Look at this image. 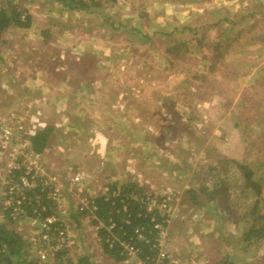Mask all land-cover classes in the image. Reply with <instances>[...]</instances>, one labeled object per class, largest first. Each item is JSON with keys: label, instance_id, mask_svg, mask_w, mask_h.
I'll use <instances>...</instances> for the list:
<instances>
[{"label": "rangeland", "instance_id": "rangeland-1", "mask_svg": "<svg viewBox=\"0 0 264 264\" xmlns=\"http://www.w3.org/2000/svg\"><path fill=\"white\" fill-rule=\"evenodd\" d=\"M34 1L29 7L30 12L38 14L37 17L41 16L38 10L42 8H37L38 3L51 7V0H36L37 4ZM134 1L137 3V0ZM0 3L6 4V0H0ZM98 3L100 6L95 9L104 11V15L109 14V19L102 14L84 12H72L75 16L68 17L69 15L60 11V15L63 13L66 16L54 18V25L59 27L72 24L75 27H92L93 31H99L93 40L87 35L89 40L80 42L82 39L78 38L71 41L69 45L73 50H70L72 56L65 51L61 53L70 58L79 56L83 53L81 48L93 44V41L94 44L102 41L103 25H106V29L109 27L110 32H105L104 37L110 46L112 64L109 66L110 79L101 91L105 89L107 97L115 102L120 91H126L130 99L126 102H116L118 105L126 104L127 114H111L106 121H109L111 128L126 122L127 128L126 131L115 130L112 140L109 139L110 144L106 146L105 161L98 157L102 147H95L93 141H88L89 137L84 142L78 135H71L74 132L72 125L69 126V121L59 116L60 124L52 132L49 148L43 154L47 165L51 168L74 166L85 174L88 171L93 172L97 167L106 168L109 174L113 175V172L120 170L118 164L120 167L124 164L120 160L121 157L139 156L134 165L143 172L139 173L143 185L157 192L174 191L178 199L177 204L173 206L176 218L172 220L166 238V250L170 255L159 264H219L225 259H230L234 264H264V237L252 242L249 248L245 246L230 256L231 251L238 249L236 236L238 231L240 236L248 227L249 213L256 203L259 213L264 215V126L248 127L247 124L243 126L244 129L238 130L233 139L238 141V138L243 137V145L233 147L232 141L228 140L223 146L214 147L217 153L208 150L202 152L203 137L210 134L209 138L216 141V135H221V131L215 134L205 123H212L215 119H218V122L232 120L229 111L239 109L238 104L234 103L238 92H241L243 98L244 93L251 94L258 90L259 96L252 99L255 100L253 104L264 106V0L211 2L205 7L207 16L210 12L207 18L184 25L182 30L176 28L175 33L170 35L157 32L159 28L156 27L157 21H154V18H136L137 24L146 27L145 31H141L144 34L141 36L144 40L145 37L148 38L149 42L144 45L136 42V33H130L129 29L127 32H121L123 29L119 23L126 19V10L118 0L107 2V7L100 0ZM52 6L56 5L53 3ZM133 8L137 10L136 16L146 12L144 7L139 8L138 5ZM20 9L25 11L24 4L20 3ZM152 27L154 31L150 32ZM99 50L100 56H103V50ZM18 56L19 53L0 50V68L5 69L0 71V77L10 79L7 70H11L17 81L16 95L21 89L20 77L24 74H18L22 71L21 66H24ZM9 58L17 64L10 62ZM10 63L12 64L9 65ZM255 64L261 65L257 67ZM18 66L20 68H17ZM255 68L257 70L253 73ZM7 86L5 80L0 81V100L9 103L5 108L1 107L3 110L0 112L18 108L12 105L16 98L15 92L11 89L9 94ZM152 94L154 98H151ZM26 100L34 106L35 102L39 101L31 95ZM15 104L19 106V102ZM172 105L179 108L176 113L169 109ZM232 105L234 106L231 107ZM220 109H223V115L219 113ZM192 115L191 120H183ZM50 116L55 119L52 114ZM53 119H48L49 122L45 121V124L54 126L51 123ZM101 120L103 118L99 119ZM170 121H176L179 125L171 127ZM87 123L88 121L84 122V129L88 132ZM184 134L191 135V145ZM78 141L83 145L78 147ZM233 153L236 154L233 156L237 160L251 166L252 181L257 182L259 192L257 188L247 187L242 178L243 171L241 172L234 163L227 162L229 159H235L231 156ZM202 154L211 160L204 164ZM74 156L86 160L79 162ZM96 156L98 160L94 161ZM110 156H118L119 161ZM125 179L127 181L124 183L117 184L119 195L120 191L122 192V184H141L136 175L127 176ZM221 180L225 181L224 188L227 190L219 193L217 201H213L214 204L206 202L209 191L213 190L214 185L220 186ZM94 181L95 179L93 184H96L97 181ZM242 187L249 190L244 191ZM65 194L66 203H74L70 195ZM196 199L205 204L198 205L194 202ZM220 203H225L229 207L228 210L219 208V215L210 211ZM75 221L70 219L68 226L70 231L76 234L77 241L59 256L62 264L77 261L82 255H87L93 264H122L105 252L102 244L95 241L94 231L90 229L91 225H87V219L79 220V225ZM28 228L25 227V230ZM243 246L244 244H240V248ZM179 249L185 252L183 258L179 255ZM56 261L57 259H52L47 263L54 264Z\"/></svg>", "mask_w": 264, "mask_h": 264}, {"label": "crops", "instance_id": "crops-1", "mask_svg": "<svg viewBox=\"0 0 264 264\" xmlns=\"http://www.w3.org/2000/svg\"><path fill=\"white\" fill-rule=\"evenodd\" d=\"M100 1L107 7V2L111 0ZM216 1L217 0H137L136 3L134 0H118V2L121 3L126 10V14L124 15L126 19H122L121 23L129 25L133 24L140 30L145 31L146 27H143L142 24H137L135 20L136 18H140L143 16L152 17L154 18V21H157L156 27L159 28V31H157L158 33H162L163 31L171 34L175 33L176 28L182 30V28H185L184 25H191L193 24V21L195 22L200 19L207 18L210 12L207 16L205 7H207V5L211 2ZM235 1L238 0H231V2ZM34 2H36V0ZM45 2H49V0H45ZM52 4L53 0H51V7L49 6L50 8H48L47 6L38 3L37 8H40V6L42 7L40 8V10H38V12L40 11L41 16L37 17L38 14L31 11V26L28 28H19L14 26L11 27L3 37L4 39L0 42V50L19 53L18 57L19 59H21L22 65H24L21 66L22 71L18 72V74L24 72L23 76L20 77L22 84L19 94L16 95V89H18V87H16L15 84L17 83V81L14 79L13 74H11V70H7L9 71L8 78L10 79H4L5 76H3L0 77V81L5 80V82L8 84L7 88L9 90V94L11 89L14 90V95H16V98H14V104L12 105L18 107L17 109L23 112L28 119L36 116L39 122L43 121L42 123H44L45 121L47 122L48 119H53L50 116L52 114L55 119H53L54 121L51 123L54 124L55 128H58V125L60 124L58 123L59 116L63 120H68L69 126L72 125L71 129L72 131H74L73 133H71V135H78V137L84 139V142L89 137L88 141H93L92 144H95V147H102L99 150L100 155L98 157L105 160L107 158V156L105 155V152L107 150L106 146L110 144L115 130L119 129L126 131L127 128V126H125L127 123L124 121V126L121 125L123 126V129H121L120 125L111 128L110 123H108L109 121L106 120H109L111 114H127L126 104L120 105V103L124 100L126 102L128 99H130L129 97H127L128 94L126 91H120L119 98L116 99V102H120L118 105L114 100H111L107 97L105 89L101 91L103 86H106L107 80L110 79L109 71L111 69L109 68V66L112 64L110 46L107 44L108 42H106L104 37L105 32H110L108 30L109 27H107L106 29V25H103V40L96 43L99 46H96V44H94L95 41H93V44L82 47L81 50H83V53H81L77 57L74 56L70 58L69 56H66L64 54L62 55L61 53L65 51L68 52L70 56H72L70 50H73L69 45L71 41L81 38L82 40L80 42H83L85 39L89 40L88 37H90V39L92 38L93 40L98 35L99 31H93L92 27H75L72 24L65 26L61 25L59 27L57 25H54V22H56L54 18L56 19L59 16L66 15H69L68 17H74L75 14L72 12L63 11V13H65L66 15L63 13L62 15H60V11L58 10V8H56V6H52ZM135 5H138L139 8L144 7L146 12L144 14L140 13L138 14V16H136L137 10L133 8L135 7ZM103 12L101 11V13H94L98 15L102 14L104 17L106 16L109 19L110 15L107 13H105L104 15ZM171 18L176 20H173ZM198 25H200V22L198 23ZM87 28H89V32ZM149 31L153 32L154 28L152 27L151 29H149ZM87 35L90 36L87 37ZM97 49L103 50V56H100V50L97 51ZM32 60L33 63H31ZM9 61L12 62L15 60H11L9 58ZM12 63H10L9 65H11ZM260 65L261 64H255V66L257 67ZM17 68H20V66H18ZM4 70L5 69H3V67L0 68V71ZM256 70L257 68L254 69L253 73H255ZM235 76L237 75L235 74ZM0 91L2 90L0 89ZM259 93L260 92L258 90H254V92L251 94L244 93L243 98H241V92H238L237 95H235L236 101L234 103L238 104L239 109H232L229 111V114L232 115V120H219L218 122V119H215L212 121V123H205L206 126H209V128H212L214 130L215 134L221 131V135H216V141L212 140V138H209L210 134H207L205 137H203L202 145L204 150L202 152L208 150L217 153L216 150L214 151V147L217 148L218 146H223L228 140L232 141L231 146L233 147H236L237 145H243V137L238 138V141L237 139H233L234 137H236V132L238 130L244 129L243 126L247 124L248 127H251L253 125L264 126V106H255L253 104V101L255 100H252L256 96H259ZM29 95L35 97V99H39V101L35 102V106L28 104L26 99ZM151 98H154L153 94L151 95ZM16 100H18L19 106L15 104L18 103ZM5 103L0 100V108H5V105L9 104L6 101ZM233 106L234 105H232L231 107ZM140 108L141 106L139 107V109ZM169 109L172 112L176 113L179 108H176L172 105V107H169ZM184 109L186 108L184 107ZM0 110L3 109L1 108ZM189 111L191 112V110ZM185 112L186 110L184 111V113ZM216 112L218 113V111ZM219 113L223 115V109H220ZM101 118H103V120L99 121V119ZM192 118L193 115L187 118H183V120H191ZM85 121H88V132L84 129ZM169 124L171 127H176L177 125H179V123H176V121H170ZM223 130H225L224 133ZM184 135L185 139H187L188 144L191 145L193 143L191 135ZM82 145L83 143H80L78 141L77 146L80 147ZM208 151L206 153H208ZM233 155L236 154L233 153L231 156ZM201 156L205 160L204 164H206L207 161L209 162L211 160L207 158V156H203V154ZM98 157L96 156L94 161L98 160ZM111 157L113 156H110V158ZM113 158L119 161L118 156ZM138 158L139 156H130L126 158L121 157L120 160H122L124 164L121 165V167L118 164L120 170L113 172V175H110L109 171L106 168L103 169L99 167H97L93 172L89 173L88 171L87 173L95 177L94 179L98 183L107 182L108 184H111L117 182L114 183L117 185L127 181L125 177H134L136 175L139 178V183L144 184V182H142L141 180L142 176L139 174L142 172V170H139L137 165H134L137 162ZM233 158H235V156H233ZM84 160L86 159L83 157H77V161L79 162H83ZM194 160L190 161L194 162ZM235 160L237 159H229L228 161ZM140 162L142 161L140 160ZM244 188L245 187H242L244 191L249 190V188ZM212 203L214 204V202ZM70 210L72 212V221L77 220L75 222L78 225L80 224L79 220L81 219H87V225L92 223V220L90 218L81 214L74 213L73 207H70ZM236 231L237 230H235L234 233H236ZM239 232L240 231H238V235L236 236L238 241V249L235 251H231L230 256H233L235 253L239 252V249L242 250L245 246L249 248V245L245 244L240 248L239 238L243 234V232L240 236ZM95 241L98 242L96 239ZM235 248L236 244L234 249ZM179 255L183 258L185 256V252L179 249ZM247 256L249 257V255ZM242 264L247 263L243 262Z\"/></svg>", "mask_w": 264, "mask_h": 264}, {"label": "built area", "instance_id": "built-area-1", "mask_svg": "<svg viewBox=\"0 0 264 264\" xmlns=\"http://www.w3.org/2000/svg\"><path fill=\"white\" fill-rule=\"evenodd\" d=\"M26 16L27 12H23L22 20ZM33 117L28 119L18 109L0 112V226L20 234L31 243L29 251L40 262H48L77 241L68 226L70 214L65 194L68 193L74 201L75 212L92 220L89 226L99 243L106 242L109 247L115 243L121 245L122 264H159L167 260L170 255L166 250L167 232L176 218L175 192H157L145 186L140 200L161 218H152L157 254L151 261L143 260L139 247L117 234L112 217L105 221L97 215L96 199L109 200L112 196L118 197L119 192L111 190L107 182L93 184L92 175L81 169L47 165L44 153H36L29 140L35 129L47 125ZM122 211H127L126 205L122 206ZM125 221L129 219L126 217ZM25 227H29L28 230ZM102 232H106L104 238ZM138 237L149 242L142 234ZM7 252V245L0 247V254ZM69 264H77V261Z\"/></svg>", "mask_w": 264, "mask_h": 264}, {"label": "trees", "instance_id": "trees-1", "mask_svg": "<svg viewBox=\"0 0 264 264\" xmlns=\"http://www.w3.org/2000/svg\"><path fill=\"white\" fill-rule=\"evenodd\" d=\"M33 0H6V4L0 3V42L3 40L6 32L11 27L28 28L31 26L32 16L30 12V4ZM20 3L24 4V10L20 9ZM53 3L58 6L59 11L64 12H84L85 14L90 13H101V10H96V6H100L98 0H53ZM95 9V10H94ZM23 12H27L25 20H22ZM120 28L123 29L121 32H127L129 29L130 33H136L134 35L141 45L147 44L149 39H142L141 31L138 27L129 24L119 23ZM65 26V25H63ZM160 33V32H159ZM160 34L170 35L171 33L163 32ZM144 35V34H142ZM175 46V45H174ZM176 49L178 51L179 48ZM55 127L48 125L35 129L30 135V143L32 149L36 153H44L49 148L52 132ZM234 163L236 167L242 172L245 184L247 187L257 188V182H253V171L250 165L242 163L240 161H227ZM215 167V166H214ZM225 174L227 172L224 171ZM224 180H221V185H214L213 190L209 191L206 202L217 201V196L221 191H226L224 188ZM111 190H117V185L112 184ZM122 193L116 196H112L109 200L103 198H97V215L107 221L109 218H113L115 221V231L119 236L125 240H129L135 243L139 247V255L143 260L151 261L157 254V249L154 247L156 232L153 228L152 218H161L158 213L151 212L147 209L146 205L140 200V197L144 195L146 190L145 186H141L135 182H128L122 184ZM260 190H258L259 192ZM198 205H204L198 199L194 200ZM200 202V203H199ZM127 206V211H122V206ZM219 208L228 210L229 208L225 203L215 205L210 211L216 215H219ZM119 210V212H117ZM232 210V207H230ZM255 214V215H252ZM129 221L126 222L125 218ZM251 217V218H250ZM249 223L245 231L242 234V238L239 241L240 244L250 245L252 242L258 241L264 237V215L259 213L258 204L249 213ZM138 234H142L149 239V242L138 237ZM106 235V232H102V236ZM106 238V237H105ZM29 242L15 231L9 230L3 226H0V247L7 245V253L0 254V264H50L47 262H40L32 252L29 251ZM103 247L105 252L110 254L117 262L123 259L120 249L122 248L119 243H115L114 246L109 247V244L104 242ZM63 251L58 252L54 259L57 261L54 264H62L59 256ZM57 257V258H56ZM53 264V263H51ZM69 264V263H68ZM77 264H93L87 255H82L77 260ZM220 264H234L233 261L225 259Z\"/></svg>", "mask_w": 264, "mask_h": 264}, {"label": "clouds", "instance_id": "clouds-1", "mask_svg": "<svg viewBox=\"0 0 264 264\" xmlns=\"http://www.w3.org/2000/svg\"><path fill=\"white\" fill-rule=\"evenodd\" d=\"M74 167V166H73ZM76 168V167H75ZM76 169H79V168H76ZM93 177V176H92ZM93 178H95V177H93ZM93 178H92V181H93ZM94 182H96V181H94ZM97 183V182H96ZM111 185V184H110ZM143 185V184H142ZM112 186V185H111ZM69 195V194H68ZM67 204V203H66ZM74 203H71V205L70 204H67V207H68V210H69V221H70V219H72L71 218V215H72V212H71V210H70V207H73L74 208ZM74 213H76L75 212V209H74ZM77 214V213H76ZM82 215V214H81ZM75 217V216H74ZM99 243V242H98ZM100 244H102L103 245V243H100ZM67 250V249H66ZM63 251H65V250H63Z\"/></svg>", "mask_w": 264, "mask_h": 264}]
</instances>
